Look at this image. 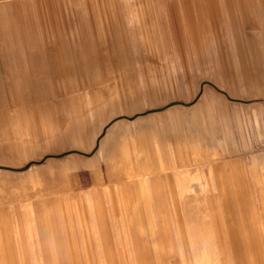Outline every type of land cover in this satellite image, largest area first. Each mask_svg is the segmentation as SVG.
Here are the masks:
<instances>
[{
  "label": "rangeland",
  "instance_id": "rangeland-1",
  "mask_svg": "<svg viewBox=\"0 0 264 264\" xmlns=\"http://www.w3.org/2000/svg\"><path fill=\"white\" fill-rule=\"evenodd\" d=\"M45 119L91 146L0 163V264H264V0H0V161Z\"/></svg>",
  "mask_w": 264,
  "mask_h": 264
},
{
  "label": "crops",
  "instance_id": "crops-1",
  "mask_svg": "<svg viewBox=\"0 0 264 264\" xmlns=\"http://www.w3.org/2000/svg\"><path fill=\"white\" fill-rule=\"evenodd\" d=\"M19 62H21L20 65H18L15 61H13V63L11 65L8 64V61H5L3 65L4 68H8L9 72L11 75L8 76L9 79H12L11 82L13 83H18L21 81V77L24 76L25 77V81L26 82H35L38 78V73L36 74H32L30 73L31 70H29V65L26 64L25 60H19ZM10 63V62H9ZM204 106L206 105V107L208 109H210V111H212L213 114V119H224L227 120L226 117H222L221 116V109L224 107V105L222 103H219L220 100L217 99L216 103L213 104L211 103V106H208L207 101H204ZM224 113V111H223ZM47 118V117H46ZM48 121L45 119L43 120V124H41V127L43 128V131L46 133V135L48 134V137H46L45 135L42 136V138L44 140L42 141H38L36 143H34V145H32L34 148L33 149H26L25 147L21 146L23 145V143L21 142H15L14 145H12V148H14V151L11 156H9L7 158V160L4 161H0V163H7L10 162L11 160L14 162H20L24 157H28V156H32V155H41L45 152H52V153H58L60 151H62V147L63 148H74V147H81L84 148L85 150H88L90 148V143H86L85 140V134L86 132H88L86 129H80L81 127H72V129H67V131H63V129H59L61 130V134L59 133V130L52 128H49V126L47 125ZM79 129V130H78ZM94 130V129H93ZM96 130V129H95ZM78 132L80 134H78L77 137H75V134H73L74 132ZM52 132H57L59 133V135L54 134ZM92 135H93V131L91 130V136L88 135L91 139H92ZM110 137L111 139L109 140V142H103L101 143L102 145V149L104 151V158L106 159V163L104 164V170H105V176L107 178H113V177H117L120 175V173L115 172L111 165L109 164L110 160L114 159H120L122 160L125 156L124 151L122 150V146H120L119 140H116L115 138H117V134L114 133V131H112L110 133ZM13 139H19V141H21V138H17L12 136ZM31 138L35 139V138H39V135L37 134L36 131V135H31ZM53 140V141H52ZM48 141V142H47ZM53 143H51V142ZM40 142H43V148L42 146H39L38 144ZM31 146V147H32ZM16 147L20 148L22 150L21 153H17V151L15 150ZM28 150V151H27ZM30 154H29V153ZM28 153V154H27ZM11 163V162H10ZM95 159L92 162H88L86 165H94ZM121 171V169H120ZM204 172L200 171V169L194 170V171H180L176 174L175 178L177 179V186H178V191L179 194L181 193V189L182 187L187 188V189H194V184L195 182H197V180L201 177V174H203ZM92 178H96L98 177L97 172L95 173L94 171L91 173ZM59 177V176H58ZM97 179V178H96ZM214 185H212L211 181H206L205 183V189H201L202 191H212L211 189H213ZM62 189H59V191H61ZM206 191V193H207ZM191 244H208V243H212V241L210 240L209 236H207V238L201 240L198 239L197 240V236L196 234H194V232L192 231V238L190 239ZM196 255H201V251H196L195 252ZM223 254V253H222ZM211 255V253L209 254Z\"/></svg>",
  "mask_w": 264,
  "mask_h": 264
}]
</instances>
